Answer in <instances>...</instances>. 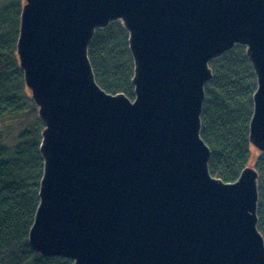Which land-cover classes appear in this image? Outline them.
<instances>
[{"label": "water", "instance_id": "water-1", "mask_svg": "<svg viewBox=\"0 0 264 264\" xmlns=\"http://www.w3.org/2000/svg\"><path fill=\"white\" fill-rule=\"evenodd\" d=\"M17 53L45 125L29 233L74 264H264L257 179L210 175L200 134L210 62L245 45L258 88L249 129L264 151V0H24ZM120 20L135 100L94 80L88 45Z\"/></svg>", "mask_w": 264, "mask_h": 264}, {"label": "trees", "instance_id": "trees-1", "mask_svg": "<svg viewBox=\"0 0 264 264\" xmlns=\"http://www.w3.org/2000/svg\"><path fill=\"white\" fill-rule=\"evenodd\" d=\"M24 0H0V264H74L43 257L29 243L40 204L45 169L41 154L45 125L26 88L17 53ZM122 21L96 30L88 45L94 80L109 95L134 101L135 62ZM209 68L199 136L210 150L211 176L235 184L253 164L257 179V230L264 239V151L253 159L249 129L258 88L245 45H236Z\"/></svg>", "mask_w": 264, "mask_h": 264}, {"label": "rangeland", "instance_id": "rangeland-1", "mask_svg": "<svg viewBox=\"0 0 264 264\" xmlns=\"http://www.w3.org/2000/svg\"><path fill=\"white\" fill-rule=\"evenodd\" d=\"M25 3H26V1H25ZM19 40V39H18ZM19 57V56H18ZM26 88L28 89V91H30V93H31V89L30 88H28L27 86H26ZM31 95H32V98H33V93H31ZM40 110V109H39ZM252 154H253V159H252V162L254 161V159H255V157L258 155V153L259 152H262V151H260L259 149L257 150L256 148H254L253 146H252ZM253 166V164L251 163L250 164V166H248V167H251V168H253L252 167Z\"/></svg>", "mask_w": 264, "mask_h": 264}]
</instances>
